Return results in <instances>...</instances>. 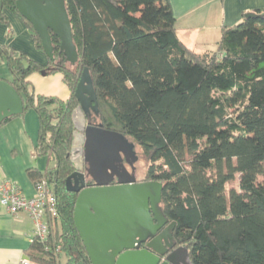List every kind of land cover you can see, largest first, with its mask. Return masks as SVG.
I'll list each match as a JSON object with an SVG mask.
<instances>
[{"label":"trees","instance_id":"16d2710c","mask_svg":"<svg viewBox=\"0 0 264 264\" xmlns=\"http://www.w3.org/2000/svg\"><path fill=\"white\" fill-rule=\"evenodd\" d=\"M16 2L0 0V24L12 31L10 11L43 51ZM66 6L75 67H68L55 35V61L47 66L0 44V66L7 61V82L24 101L19 116L34 110L40 121L36 155L54 162L43 172L28 170L35 185L53 186L59 217L45 241L33 240L27 258L91 264L74 222L78 195L66 187L75 170V93L87 70L104 129L141 149L149 164L143 182L163 184L164 215L192 264H264V17L244 14L238 25L223 27L215 51L196 53L178 39L169 0H66ZM43 71L62 75L67 100L32 90L30 76ZM237 176L239 188L228 189Z\"/></svg>","mask_w":264,"mask_h":264},{"label":"water","instance_id":"95a60500","mask_svg":"<svg viewBox=\"0 0 264 264\" xmlns=\"http://www.w3.org/2000/svg\"><path fill=\"white\" fill-rule=\"evenodd\" d=\"M16 6L40 37L50 61H55V35L66 62L77 65L79 54L66 0H17ZM258 16L264 17L246 14V18ZM75 96L79 101L73 112L71 162L75 170L66 187L78 195L74 222L91 264H192L188 249L176 246L175 223L162 230L168 223L161 206L163 184L137 183L135 165L139 157L134 143L123 134L104 129L89 71H83ZM23 112L22 97L9 82L0 79V126ZM90 112L98 123L90 122ZM88 179L95 186L88 187Z\"/></svg>","mask_w":264,"mask_h":264},{"label":"crops","instance_id":"0c3cea01","mask_svg":"<svg viewBox=\"0 0 264 264\" xmlns=\"http://www.w3.org/2000/svg\"><path fill=\"white\" fill-rule=\"evenodd\" d=\"M176 17V34L188 49L203 53L215 51L221 39L223 27L238 25L244 14L264 9V0H169ZM12 31L0 24V44L6 45L31 60L48 65V57L38 50L25 22L10 11H6ZM12 33L11 36H7ZM7 65L4 60L1 65ZM57 74V73H56ZM49 75V74H47ZM58 80L62 79L60 73ZM56 75V76H57ZM0 79L11 81V73L0 71ZM44 79V80H43ZM42 73L30 76L32 90L37 94L57 96L63 100L70 97V91L62 80L55 87L46 81ZM47 82V83H46ZM40 121L34 110L27 111L0 126V184L16 182L24 196L36 195V186L28 176L33 168L45 171L50 162L36 155ZM35 234V223L21 212L11 215L0 205V264H18L26 259L31 250Z\"/></svg>","mask_w":264,"mask_h":264},{"label":"built area","instance_id":"2783aa9c","mask_svg":"<svg viewBox=\"0 0 264 264\" xmlns=\"http://www.w3.org/2000/svg\"><path fill=\"white\" fill-rule=\"evenodd\" d=\"M36 195L28 198L23 195L16 182L5 181L0 184V205L11 215L27 213L35 223L34 239L45 241L52 223L58 219V198L53 186L42 180L36 185ZM18 264H38L26 258Z\"/></svg>","mask_w":264,"mask_h":264},{"label":"rangeland","instance_id":"374dc122","mask_svg":"<svg viewBox=\"0 0 264 264\" xmlns=\"http://www.w3.org/2000/svg\"><path fill=\"white\" fill-rule=\"evenodd\" d=\"M67 65L70 68L72 67L69 63ZM2 70L3 71L5 70L8 74H10V70H9V68H8V66L6 64L0 66V71H2ZM57 74H49V75L46 74V75H44V78H46L47 79L46 81L48 83L52 84L55 87V89L57 91H59V93H60V90L57 88L58 87L57 85L58 84H62V79L58 80V78H56V77H58ZM135 150H136V153H137V155L139 157L138 162L136 163V168H137L136 177H137V180L139 182H143L144 179H146L145 178L146 177V171H147V169L149 167V164H148L147 160L143 157L141 149L139 147H136ZM53 166H54V162H51L50 163V167H53ZM231 188H235V189L239 188L238 176L236 177V179L232 183H230L228 185V189H231ZM62 262H64L63 258H62Z\"/></svg>","mask_w":264,"mask_h":264},{"label":"flooded vegetation","instance_id":"af4514ba","mask_svg":"<svg viewBox=\"0 0 264 264\" xmlns=\"http://www.w3.org/2000/svg\"><path fill=\"white\" fill-rule=\"evenodd\" d=\"M55 65L56 66H58L59 65V62H56L55 63ZM76 66V65H75ZM75 66H72V67H75ZM88 89V88H87ZM86 89V91H88ZM101 121H102V117H101ZM90 122L92 123V124H94V123H98L99 122V120L93 115V113L92 112H90ZM103 123V122H102ZM126 166H127V168H128V170L129 171H131V168L126 164ZM135 167H136V165H135ZM136 175H137V168H136ZM136 179H137V177H136ZM137 183H143V182H139L138 180L136 181ZM116 184V182H114L113 183V185H115ZM87 186L88 187H93V186H95V184H94V182L91 180V179H88V181H87ZM169 223H167L166 224V226L162 229V230H165L166 228H168L169 227ZM174 232V231H173ZM168 234V233H167ZM168 241V240H167ZM164 242H165V239H164ZM169 242V241H168ZM145 246H146V244H142V248H145ZM161 250H163L162 248H160Z\"/></svg>","mask_w":264,"mask_h":264}]
</instances>
